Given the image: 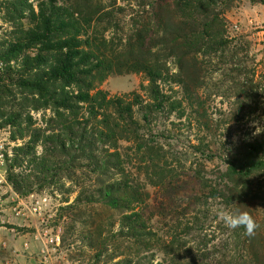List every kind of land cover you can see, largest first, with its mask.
Returning <instances> with one entry per match:
<instances>
[{"label": "trees", "instance_id": "16d2710c", "mask_svg": "<svg viewBox=\"0 0 264 264\" xmlns=\"http://www.w3.org/2000/svg\"><path fill=\"white\" fill-rule=\"evenodd\" d=\"M124 1L7 5L16 16L12 39L0 43V128L15 143L3 153L6 181L20 196L76 193L58 208L72 261L81 253L83 264H264V130L253 135L264 128V103L250 108L260 86L242 76L245 56L233 61L206 10L200 25V0ZM186 38L195 47L182 49ZM198 45L212 64L198 59ZM184 56L195 60L186 72ZM218 70L230 84L225 109L184 77ZM126 74L147 84L99 89ZM235 207L256 220L254 235L222 222L220 211Z\"/></svg>", "mask_w": 264, "mask_h": 264}, {"label": "rangeland", "instance_id": "374dc122", "mask_svg": "<svg viewBox=\"0 0 264 264\" xmlns=\"http://www.w3.org/2000/svg\"><path fill=\"white\" fill-rule=\"evenodd\" d=\"M13 1L14 0H0V43L5 38L12 39L9 37V32L11 30L10 26L13 24V22H10V18L16 15H14L13 11L7 8V5H11ZM17 1H19L16 3L17 7L24 10L25 12L28 10L29 4L35 8L37 6V0ZM105 1L108 2V0ZM109 1L116 2L117 4L121 5L126 3L124 0ZM166 1L170 2V0ZM200 1L207 5L206 8L202 9V5L199 7V4H196V16L199 17L200 25L204 21L201 13L203 10H206V13L208 14L207 20L212 24V31L223 33V38L229 41L228 49L230 53L236 54L233 56V61L237 62L240 57L245 56L243 59H245L247 63L244 67L242 76L245 75L247 76L245 78H252V83L260 86V89H257L256 98H253V96L250 94V108H256V110L260 111V106L264 103V0H213V2H208L207 0ZM133 7L134 10L137 9L136 6ZM175 8L176 6L170 4L163 9V12L165 14H170V11H173ZM125 10V13L129 12L127 9ZM182 12L183 10L181 8H177L173 17L176 18L177 16L181 15ZM6 20H8V22ZM203 38L204 35L200 34L197 40H194V42ZM186 39L187 40H182L181 42L182 49L195 47L190 38ZM213 54L214 53H212V55ZM196 56H198L199 60L206 62L209 61L211 64L213 62L212 56L206 53V48L204 47L199 46V51ZM0 60L3 63L5 62L4 58H0ZM250 60H252V63L249 62ZM191 61L195 60L187 59V57L184 56L183 70L185 72L187 68L190 67L189 62ZM221 73L222 71L218 70L213 72L210 77L204 79L198 77V80L196 73L194 75V79L187 75H184V77L191 90L196 89L205 98L211 96L215 101V104L212 105L225 109L227 106L220 103L222 100L220 93H225L228 90L230 84H222V81H217L218 79L222 78ZM141 84H147V81L142 74L112 75L100 84L99 89L105 90L112 95L123 94L140 89ZM209 93L212 95L208 96L207 94ZM256 116V113H252L240 122L245 126H249ZM11 131L12 129L10 127L0 128V157L2 156L1 159H3H0V176L3 177V181L0 182V209L10 208L12 212H14L13 207L16 206L18 201L15 197L16 195H14L13 192L12 194L10 193V189L12 191L14 190L6 181L5 173L7 168L5 165L7 162L3 158L4 149L8 150L9 155L12 154L11 148L15 146V143L10 140ZM68 187H70L69 184H66L65 188ZM51 190L52 188H50V190L44 188L42 190H36L35 193L30 194V203L41 201L44 197L47 198L48 202L47 205L42 207L41 215L37 216L39 219L40 235L45 238V243L48 246L49 253L51 254L50 256L54 262L57 264H59V262L61 264H83L82 261H85L83 258L87 257V255L82 256L81 253H78L80 256L74 257L72 261L69 259L67 252L68 250L66 251L65 247H63L61 237L63 234V223L65 222L66 218L60 217L58 210L59 206L65 205V200L69 199L71 201L76 193L71 192L68 196L64 189L54 191ZM8 194L9 199L3 201L8 197ZM55 235H59L60 243H57L54 239L56 237ZM76 244H78V242Z\"/></svg>", "mask_w": 264, "mask_h": 264}, {"label": "crops", "instance_id": "0c3cea01", "mask_svg": "<svg viewBox=\"0 0 264 264\" xmlns=\"http://www.w3.org/2000/svg\"><path fill=\"white\" fill-rule=\"evenodd\" d=\"M12 192L19 203L31 205L30 195ZM7 199L9 194L3 201ZM50 255L36 215L29 210L17 215L10 208L0 209V264H57Z\"/></svg>", "mask_w": 264, "mask_h": 264}, {"label": "clouds", "instance_id": "9594fccd", "mask_svg": "<svg viewBox=\"0 0 264 264\" xmlns=\"http://www.w3.org/2000/svg\"><path fill=\"white\" fill-rule=\"evenodd\" d=\"M260 129L257 131V129ZM264 128L256 126L253 135L259 134ZM220 219L230 230L243 229L246 235H254L256 229L259 227L256 220L253 218L250 212L241 210L235 207L231 210H222L219 213Z\"/></svg>", "mask_w": 264, "mask_h": 264}, {"label": "built area", "instance_id": "2783aa9c", "mask_svg": "<svg viewBox=\"0 0 264 264\" xmlns=\"http://www.w3.org/2000/svg\"><path fill=\"white\" fill-rule=\"evenodd\" d=\"M3 62L0 60V72L3 70ZM2 157V156H1ZM0 157V159H1ZM3 160V159H1ZM3 177L0 176V182L3 181L2 179ZM47 198H42L41 201H35L34 203L32 202L30 206L26 205L25 202H18L16 204V206L13 207V211L14 213H16L17 215H22L25 213L26 210H29L30 212H32L34 215L36 216H40L41 215V211H42V207L47 205ZM56 237L54 238L56 240L57 243H60V237L59 235H55ZM59 264H61L59 262Z\"/></svg>", "mask_w": 264, "mask_h": 264}]
</instances>
